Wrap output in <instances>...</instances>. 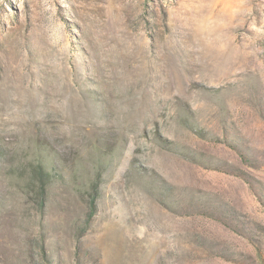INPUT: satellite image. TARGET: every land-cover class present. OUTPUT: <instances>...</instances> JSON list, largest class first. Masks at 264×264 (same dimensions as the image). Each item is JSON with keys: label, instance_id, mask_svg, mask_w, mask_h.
Returning a JSON list of instances; mask_svg holds the SVG:
<instances>
[{"label": "rangeland", "instance_id": "obj_1", "mask_svg": "<svg viewBox=\"0 0 264 264\" xmlns=\"http://www.w3.org/2000/svg\"><path fill=\"white\" fill-rule=\"evenodd\" d=\"M0 264H264V0H0Z\"/></svg>", "mask_w": 264, "mask_h": 264}, {"label": "trees", "instance_id": "obj_2", "mask_svg": "<svg viewBox=\"0 0 264 264\" xmlns=\"http://www.w3.org/2000/svg\"><path fill=\"white\" fill-rule=\"evenodd\" d=\"M38 177L41 182V194L42 196L45 194V183H49L51 180V174L48 173L47 171L44 170L43 164L38 165V170H37ZM44 201V198H42V202ZM95 204V201H92V208Z\"/></svg>", "mask_w": 264, "mask_h": 264}]
</instances>
